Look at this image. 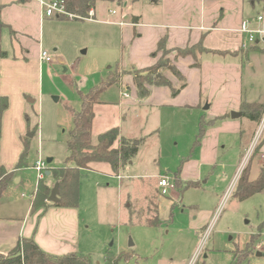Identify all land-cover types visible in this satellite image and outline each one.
I'll list each match as a JSON object with an SVG mask.
<instances>
[{
    "label": "rangeland",
    "instance_id": "1",
    "mask_svg": "<svg viewBox=\"0 0 264 264\" xmlns=\"http://www.w3.org/2000/svg\"><path fill=\"white\" fill-rule=\"evenodd\" d=\"M144 1L145 4L143 0L133 3L132 9L97 2L92 19L44 17L42 39H32V48L26 52L25 61L31 68H36L34 57L38 45L50 52L52 60L42 63L40 80L32 82L31 79L27 92L21 90L20 97L25 105L22 118L32 136L23 133L17 138L21 152L22 141L26 143L27 157L25 164L15 170L17 176L7 182L3 200L16 188L13 199L19 206L27 204L38 181L37 173L31 167L36 160L53 158L46 163L47 169L62 165L67 155L66 139L73 126V115L80 109L79 92L86 93L93 86L102 85L105 88L98 96L99 102L117 103L131 96L132 88L121 85V81L123 75H132V70H118L116 66L121 59L118 20L121 15L130 16L128 19L136 15L147 16L148 13L144 15L145 7L152 8L154 4L152 0ZM130 3L128 0L127 6ZM244 5L248 13L246 18L264 14V2L254 6L245 2ZM257 44L258 48H264L262 40ZM0 45L11 52L6 29L1 30ZM250 47L243 49L240 43L233 52L244 53ZM247 55L253 56L254 68L264 73V53L256 49ZM243 60V70L247 72L246 56ZM260 83L256 79L254 86ZM250 86L244 83L243 91ZM259 86L264 93V81ZM124 92L129 96L124 97ZM16 95L17 92H11L13 99ZM29 98L35 102L30 104L27 102ZM206 104L187 111L183 118L165 110L141 106V117L145 109L150 113L147 131L136 135L122 132L121 135L118 130L112 143L115 148L119 146L121 136L125 139L144 137L136 156L119 169L117 176L82 171L84 176L80 181L77 208V250L88 255L92 264H195L203 259L204 254V260L210 264H264V189L243 200L233 195L240 166H244L242 169L247 167L249 178H254L264 168L259 155L264 150L260 145L256 146L257 153L245 162L252 139L241 155L235 136L220 140L221 136H215L209 125L199 139L200 143L194 147L199 132L198 111L205 115L204 120L212 113L213 106L208 110ZM9 135L10 131L7 141ZM211 158L213 162L210 163ZM95 163L90 162L87 167ZM189 165L187 175L195 177L189 179H196L197 173L198 186L175 187L168 195H162L159 179L168 177L174 180L172 172L178 166L185 170ZM17 177H22L21 183L16 184ZM46 178L47 175L43 180ZM157 214L158 225L146 223L148 217L158 218ZM201 222L205 226L196 231V224Z\"/></svg>",
    "mask_w": 264,
    "mask_h": 264
},
{
    "label": "crops",
    "instance_id": "2",
    "mask_svg": "<svg viewBox=\"0 0 264 264\" xmlns=\"http://www.w3.org/2000/svg\"><path fill=\"white\" fill-rule=\"evenodd\" d=\"M39 1L0 0V17L6 25L3 29L9 34L11 48V52L4 49L8 53L6 58H0V96L8 98V107L3 112L1 121L0 163L7 170H14L22 149L17 138L19 139L23 133L26 136L29 133L22 118L25 105L20 97L21 92L23 90L27 92V84L31 79L32 82L40 80L43 62L39 61L38 55L41 45L39 48L37 44L38 48L35 51L36 68H31L29 62L25 61L26 52L32 48V39H42L41 25L46 16L42 13ZM145 2L143 0L144 4ZM152 2L154 7H145L147 11L144 10V15L148 13L147 16H134L137 17L135 24L128 19L130 16L119 17L121 59L116 65L117 69L128 72L152 65L161 56L162 51L157 50V46L158 42L163 40L164 48L170 51L167 57L185 78V86L173 96L168 86L152 85L149 87V94L139 98L132 75H123L121 85L132 88V94L128 99H122L117 103L98 100L93 104L92 139H96L99 134L111 128H118L121 135L122 132L136 135L147 131L150 113L145 109L141 117V106L151 110H165L183 118L187 111L207 103L208 110L213 106L212 113L204 120L205 115L198 111L199 121L208 122L209 129L215 136H221L220 140H224L223 137L235 136L243 155L251 142L256 125L242 113L240 117L245 119L241 120L239 117L233 119L230 112H241V103L244 101L264 104V93L259 86L264 81V73L254 68L253 56L247 55L251 50L244 53L233 52L243 40L238 28L241 19L248 17L244 5L247 0H152ZM132 4L126 7L132 9ZM199 42L206 50L198 56L197 67L193 66L194 58L191 55L176 56V49ZM219 51L226 53L221 54ZM242 55L248 60L247 72L243 70ZM161 72L172 86L180 84L178 77L169 69L162 68ZM252 73L253 76L246 78ZM256 79L261 83L254 86ZM244 83L251 86L243 91ZM12 91L17 92L14 99L11 97ZM9 131L10 139L7 141ZM260 144L261 150H264V137ZM211 162L213 158L210 159ZM189 167L190 165L185 170L183 168L179 170L178 177L182 182L196 181L197 187L199 176L196 173V179H189L195 178L187 175ZM194 168L196 169L195 166ZM83 171L113 174L106 162H97ZM16 176L14 172L13 179ZM45 180L52 188L54 183L51 178L47 176ZM21 182L22 177H17L16 184ZM6 186L3 190L8 189ZM13 191L14 194L16 188H13ZM13 194H7L6 200H3V192L0 195V253H8L22 237L33 238L42 250L53 255L78 252V207L48 206L32 211V195L27 204L19 206L13 199L15 197ZM204 226L203 222L196 224V231Z\"/></svg>",
    "mask_w": 264,
    "mask_h": 264
},
{
    "label": "trees",
    "instance_id": "3",
    "mask_svg": "<svg viewBox=\"0 0 264 264\" xmlns=\"http://www.w3.org/2000/svg\"><path fill=\"white\" fill-rule=\"evenodd\" d=\"M138 0H130L131 3ZM97 2H107L117 4L118 6H127L128 0H64L65 9L68 13L85 17L90 9H94ZM251 6L263 3L264 0H247ZM1 13V6H0ZM64 16H56V18L65 19ZM137 17H132L131 21L135 24ZM6 27L0 17V35L1 30ZM158 49L161 50V56L150 66L133 69L132 80L139 98L146 97L152 85H166L171 90V95H176L180 89L185 86V78L178 72L175 66L168 59L167 54L170 52L164 48L163 40L158 42ZM250 50H260L264 53V48H258V44H253ZM206 49L203 44L188 46L182 49H176V56L191 55L194 58L193 66L199 65L198 56L201 55ZM218 53L224 54L226 52L219 51ZM155 55V54H154ZM8 53L0 46V58H6ZM169 69L176 75L180 84L176 87L165 78L161 69ZM116 81V80H113ZM104 86H93L86 93L79 92L80 95V109L73 115V126L66 139L67 155L63 160L61 166L46 169L49 170V176L53 183H58V201L49 202L48 196L51 190V184L48 185L43 179L37 181L34 192L32 193L31 210L45 209L48 206L55 207H70L77 208L79 205V186L80 181L84 174L82 171L87 169L90 162H106L110 165L113 174L117 172L126 163L131 161L138 152L140 144L144 143L145 138L125 139L120 138L119 146L112 148V143L118 134V128H111L110 130L101 133L96 139H92L91 123L93 118L92 106L98 102L99 94L104 90ZM8 107V98L0 96V136H1V121L3 112ZM240 111L251 123L256 124L263 112L264 104L259 102H242ZM208 122L203 120L199 121V132L196 136L193 146L196 147L200 141L199 139L204 135V131ZM242 136L244 131L241 132ZM23 142V150L20 152L18 161L14 166V170H7L0 163V195L3 192L7 182L14 177V172L18 167L25 164L27 155V145ZM261 146V144H259ZM259 146V147H260ZM192 147V149L194 148ZM259 149V148H257ZM254 153H257L255 150ZM180 167L174 171V183L178 189L191 188L196 186V181L182 182L178 177ZM249 170L245 167L239 177L237 186L233 195L239 200L248 198L249 196L258 193L264 189V168H261L254 178H249ZM45 176V174H44ZM182 189V190H183ZM173 207V205H172ZM158 215V214H157ZM158 218L148 217L147 224L158 225ZM264 224V223H263ZM258 236L260 233L257 234ZM252 235L250 239L253 237ZM248 241V244L250 242ZM249 247V246H248ZM121 260V257H120ZM119 260V261H120ZM0 264H92L91 259L86 254L78 252H71L62 255H53L42 250L30 237L20 238L16 245L6 254L0 253ZM195 264H210L204 259L196 261Z\"/></svg>",
    "mask_w": 264,
    "mask_h": 264
},
{
    "label": "built area",
    "instance_id": "4",
    "mask_svg": "<svg viewBox=\"0 0 264 264\" xmlns=\"http://www.w3.org/2000/svg\"><path fill=\"white\" fill-rule=\"evenodd\" d=\"M39 4L42 7L43 15L46 17H51V16L56 17L63 15L64 17L68 16L71 19L75 18V19L85 20V19H92L95 16L94 9H90L88 11L87 16L85 17L68 13L65 9L64 0H47V2L45 0H40ZM111 12L116 13L115 10H112ZM238 31L240 32L241 35L245 36V38L241 42V47L243 49L249 48L250 46L255 44L257 40L259 42L264 37V15L257 14L253 18L242 19L239 24ZM38 58L40 62H46V63H50L52 60L50 52L47 49H43V48L39 50ZM123 96L128 97V94L124 92ZM263 134H264V112L255 129V133L253 135L252 142L248 149L247 158L245 162H247L248 158L255 152V148L261 142ZM259 155L261 159L264 161V151L259 152ZM243 167L244 166H240V170L238 174L241 173ZM32 168L36 171L38 180L43 179L45 171L47 169L45 160L44 159L36 160L33 163ZM238 177L236 176L234 183L238 179ZM158 186L160 187V192L162 195H168L170 191L175 189L174 180L169 179L168 177H161L158 181Z\"/></svg>",
    "mask_w": 264,
    "mask_h": 264
},
{
    "label": "water",
    "instance_id": "5",
    "mask_svg": "<svg viewBox=\"0 0 264 264\" xmlns=\"http://www.w3.org/2000/svg\"><path fill=\"white\" fill-rule=\"evenodd\" d=\"M262 41L264 42V37L262 38ZM256 43H258V40L256 41ZM28 102H34V100L33 99H31V98H29L28 99ZM205 108H208V105L206 104L205 105ZM241 116V112H236V111H231L230 112V117L231 118H238V117H240ZM27 136L28 137H30V136H32V134L29 132L28 134H27ZM45 161H46V163H50L51 161H52V158L51 157H47L46 159H45ZM45 175H49V170H46L45 171ZM58 193H59V189H58V183L57 182H55L54 184H53V187L51 188V190H50V194H49V196H48V201L49 202H52V203H54V202H57L58 201ZM129 244L130 245H132V242H129ZM257 255H260V253H258L257 252ZM206 258V254H204L203 255V259H205Z\"/></svg>",
    "mask_w": 264,
    "mask_h": 264
}]
</instances>
